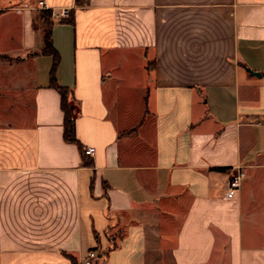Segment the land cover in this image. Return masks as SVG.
Here are the masks:
<instances>
[{"label":"crops","instance_id":"0c3cea01","mask_svg":"<svg viewBox=\"0 0 264 264\" xmlns=\"http://www.w3.org/2000/svg\"><path fill=\"white\" fill-rule=\"evenodd\" d=\"M44 2L0 0V264H264V0Z\"/></svg>","mask_w":264,"mask_h":264},{"label":"trees","instance_id":"16d2710c","mask_svg":"<svg viewBox=\"0 0 264 264\" xmlns=\"http://www.w3.org/2000/svg\"><path fill=\"white\" fill-rule=\"evenodd\" d=\"M87 2V0H75V3L77 5H83ZM41 17L43 19V45H42V53L49 54L52 57V65L50 69V84L53 86L58 93L60 94V107L63 111V138L65 141L70 143H75L78 145V147L81 149L80 144L78 143L76 137H75V129H74V114L71 110V103L69 100V91L59 86L54 79V70L58 63V55L53 48L50 40V31L52 27V21L50 20V12L45 11L41 12ZM70 20V19H69ZM82 154L86 155L84 153V149H81ZM95 264H100L98 262H95Z\"/></svg>","mask_w":264,"mask_h":264},{"label":"built area","instance_id":"2783aa9c","mask_svg":"<svg viewBox=\"0 0 264 264\" xmlns=\"http://www.w3.org/2000/svg\"><path fill=\"white\" fill-rule=\"evenodd\" d=\"M37 6L42 9L46 8V4L44 0H37ZM51 15L56 18H64L68 16V10L62 9L59 12L51 11ZM93 152H94V148L92 147H88L84 150V153L89 156L92 155ZM240 180H241V172L236 171L228 181L225 192L226 198H232L235 195V192L239 187ZM96 259H97V252L95 250H89L86 253L85 257L83 258L82 264H95Z\"/></svg>","mask_w":264,"mask_h":264},{"label":"water","instance_id":"95a60500","mask_svg":"<svg viewBox=\"0 0 264 264\" xmlns=\"http://www.w3.org/2000/svg\"><path fill=\"white\" fill-rule=\"evenodd\" d=\"M252 74L256 75V76H259L260 74L259 73H256V72H251ZM71 110L73 112V105H71Z\"/></svg>","mask_w":264,"mask_h":264},{"label":"rangeland","instance_id":"374dc122","mask_svg":"<svg viewBox=\"0 0 264 264\" xmlns=\"http://www.w3.org/2000/svg\"><path fill=\"white\" fill-rule=\"evenodd\" d=\"M43 29H44V26H43Z\"/></svg>","mask_w":264,"mask_h":264}]
</instances>
